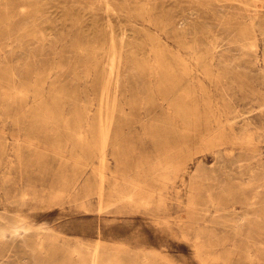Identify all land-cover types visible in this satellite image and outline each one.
<instances>
[{
  "label": "rangeland",
  "instance_id": "1",
  "mask_svg": "<svg viewBox=\"0 0 264 264\" xmlns=\"http://www.w3.org/2000/svg\"><path fill=\"white\" fill-rule=\"evenodd\" d=\"M262 163L264 0H0V264H264Z\"/></svg>",
  "mask_w": 264,
  "mask_h": 264
},
{
  "label": "bare ground",
  "instance_id": "2",
  "mask_svg": "<svg viewBox=\"0 0 264 264\" xmlns=\"http://www.w3.org/2000/svg\"><path fill=\"white\" fill-rule=\"evenodd\" d=\"M96 1H97V0H96ZM103 2H104V1H103ZM106 16H107V15H106ZM108 17H109V16H108ZM5 41H6V40H5ZM5 41H4V42H5ZM19 54H20V53H19ZM18 58H19V56H18ZM16 59H17V58H16ZM17 76H18V75H17ZM8 103H9V102H8ZM4 111H5V109H4ZM247 118H248V117H247ZM249 118H250V117H249ZM240 119H241V118H240ZM250 119H251V118H250ZM244 120H245V119H244ZM6 122H7V121H6ZM236 123H237V122H236ZM249 124H250V122H249ZM249 124H248V125H249ZM252 124H253V123H252ZM237 126H238V124H237ZM237 126H236V128H237ZM247 155H248V154H247ZM238 157H239V156H237V159H238ZM248 157H249V156H248ZM252 157H253V156H252ZM254 158H256V157H254ZM254 158H253V159H254ZM251 159H252V158H251ZM238 160H239V159H238ZM257 160H258V159H257ZM260 163H261V162H260ZM262 164H264V163H262ZM252 167H253V166H252ZM254 168H255V167H254ZM102 169H103V168H102ZM262 169H264V168H262ZM250 170H251V169H250ZM250 170H249V171H250ZM253 170H254V169H253ZM260 170H261V169H260ZM253 172H255V171H253ZM253 172H252V174H254ZM256 172H257V171H256ZM257 173H258V172H257ZM257 173H256V174H257ZM261 173H262V172H261ZM249 174H251V173H249ZM259 174H260V173H259ZM257 175H258V174H257ZM262 176H264V175H262ZM262 176H260V178H261ZM253 177H254V176H253ZM255 178H256V177H255ZM262 178H264V177H262ZM262 178H261V179H262ZM252 179H253V178H252ZM261 179H260V180H261ZM250 180H251V179H250ZM262 180H264V179H262ZM262 180H261V181H262ZM261 181H260V182H261ZM251 183H252V182H251ZM262 183H264V182H262ZM256 185H257V184H256ZM256 185H255V186H256ZM261 185H264V184H261ZM257 186H258V185H257ZM257 186H256V187H257ZM255 189H256V188H255ZM256 190H257V189H256ZM256 190H255V191H256ZM259 190H260V189H259ZM255 191H254V192H255ZM23 192H24V191H23ZM252 192H253V191H252ZM258 192H259V191H258ZM260 193H261V192H260ZM254 194H255V193H254ZM246 195H247V194H246ZM257 196H258V194H257ZM259 196H260V194H259ZM246 197H248V196H246ZM246 197H245V198H246ZM249 198L251 199V197H249ZM258 198H259V197H258ZM256 199H257V198H256ZM244 200H245V199H244ZM246 200H247V199H246ZM258 201H259V200H258ZM244 202H245V201H244ZM251 202H252V201H251ZM260 202H261V201H260ZM245 203H246V202H245ZM248 204H250V203H248ZM252 204H253V203H252ZM254 204H256V203H254ZM262 204H264V203H262ZM257 205H258V203H257ZM259 206H261V205H259ZM259 206H258V207H259ZM262 206H264V205H262ZM244 207H247V206H244ZM260 208L262 209V207H260ZM256 210H257V209H256ZM256 210H255V212H257ZM262 210H264V209H262ZM233 213H234V212H233ZM243 213H244V212H243ZM259 213L261 214V212H259ZM17 214H18V213H17ZM223 214H224V213H223ZM223 214H222V215H223ZM228 214H229V213H228ZM251 214H252V211H251ZM260 214H259V215H260ZM14 215H15V214H14ZM224 215H225V214H224ZM5 216H6V215H5ZM7 216H9V215H7ZM227 216H228V215H227ZM257 216H258V215H257ZM11 217H13V219H14V216H11ZM11 217H10V218H11ZM229 217H230V216H228V218H229ZM231 217H232V216H231ZM251 217H252V216H251ZM251 217H250V218H251ZM2 218H4V217H2ZM222 218H223V216H222ZM234 218H236V217H234ZM252 218H253V217H252ZM259 218H260V217H259ZM8 219H9V218H8ZM240 219H241V218H240ZM256 219H257V218H256ZM256 219H254V221H256ZM20 220H21V219H20ZM227 220H228V219H227ZM230 220H231V218H230ZM232 220H233V219H232ZM262 220H264V218H262ZM1 221H2V220H1ZM1 221H0V222H1ZM6 221H8V220L6 219ZM14 221H15V219H14ZM215 221H217V220H215ZM224 221H226V220H224ZM230 222H231V221H230ZM259 222H260V219L258 220V223H259ZM261 222H262V221H261ZM261 222H260V223H261ZM5 223H6V222H5ZM9 223H10V222H9ZM239 223H240V222H239ZM243 223H244V222H243ZM250 223H251V220H250ZM256 223H257V221H256ZM258 223H257V225H259ZM0 224H2V223H0ZM6 224H7V223H6ZM217 224H218V223H217ZM219 224H220V223H219ZM228 224H229V223H228ZM251 225H252V224H251ZM254 225H255V224H254ZM261 225H262V224H261ZM31 226H32V225H31ZM222 226H223V225H222ZM237 226H238V225H237ZM243 226H244V224H243ZM259 226H260V225H259ZM6 227H7V226H6ZM6 227H5V230H6ZM244 227H245V226H244ZM25 228H26V227H25ZM25 228H24V229H25ZM31 228H32V230H33V227H29V229H31ZM39 228H40V227H39ZM222 228H223V227H222ZM226 228H227V227H226ZM238 228H239V227H238ZM8 229H10L11 232H14L15 234H17L16 232L21 231V229H23V228H22L21 225H18V224H16V223H11V224H10V227L8 226ZM29 229H28V230H29ZM40 229H41V228H40ZM229 229H230V228H229ZM34 230H36V229H34ZM34 230H33V231H34ZM41 230H43V229H41ZM230 230H231V229H230ZM236 230H237V229H236ZM243 230H244V229H243ZM245 230H247V229H245ZM8 231H9V230H8ZM24 231H25V230H24ZM26 231H27V230H26ZM33 231H32L31 233H33ZM34 232H35V231H34ZM38 232H39V231H38ZM38 232H37V235H38ZM237 232H238V231H237ZM239 232H240V231H239ZM243 232H244V231H243ZM25 233H26V232H25ZM28 233H30V232H28ZM248 233H249V231H248ZM18 234H19V233H18ZM20 234H21V233H20ZM22 234H24V233H22ZM26 234H27V233H26ZM238 234H239V233H238ZM243 234H244V233H243ZM249 234H250V233H249ZM24 235H25V234H24ZM24 235H23V236H24ZM27 235H30V234H27ZM35 235H36V234H35ZM20 236H21V235H20ZM23 236H22V237H23ZM229 236H230V234H229ZM250 236H251V235H250ZM10 237H11V236H10ZM36 237H37V236H36ZM221 237H222V236H221ZM243 237H244V236H243ZM245 237H247V236H245ZM8 238H9V237H8ZM14 238H15V237H14ZM18 238H19V237H18ZM20 238H21V237H20ZM23 238H24V237H23ZM23 238H22V239H23ZM29 238H30V237H29ZM29 238H28V239H29ZM224 238H225V237H224ZM248 238H249V237H248ZM6 239H7V238H6ZM26 239H27V237H26ZM28 239H27L26 241H28ZM30 239H31V241L33 240L32 238H30ZM23 240H24V239H23ZM224 240H225V239H224ZM222 241H223V240H222ZM2 242H3V240H2ZM9 242H10V240H9ZM32 242H33V241H32ZM6 243H7V242H6ZM17 243H18V241H17ZM21 243H22V242H21ZM28 243H29V241H28ZM28 243L26 242V244H28ZM33 243H34V242H33ZM33 243H32V244H33ZM96 243H97V242H96ZM22 244H24V243H22ZM29 244H30V243H29ZM32 244H31V245H32ZM7 245H8V244H7ZM7 245H6V246H7ZM242 245H243V244H242ZM29 246H30V245H29ZM34 246H36V245H34ZM247 246H248V245H247ZM250 246H251V245H250ZM0 247H1V246H0ZM3 247H4V246H3ZM8 247H9V249H10L11 246H8ZM12 247H13V244H12ZM20 247H21V246H20ZM32 247H33V245H32ZM96 247H97V244H96V246H95L94 249L91 248V249H93V250H89V251L86 250V252H83V251L81 250L82 247H81V248H77V249H76V251H77L76 253H77V258H78V256H79V259H80L79 262L81 261V262H84V263H86V264H97L98 262H97V258H96V256H95V255L97 254V253H96ZM248 247H249V246H248ZM5 248H6V247H5ZM13 248H14V247H13ZM39 248H40V247H39ZM85 248H86V247H85ZM37 249H38V248H37ZM103 249H104V248H103ZM233 249H234V248H233ZM242 249H243V248H242ZM244 249H245V248H244ZM249 249H250V248H249ZM35 250H36V248H35ZM38 250H39V249H38ZM83 250H84V249H83ZM247 250H248V249H247ZM15 251H16V250H15ZM19 251H20V250H19ZM22 251H23V250H22ZM31 251H32V250H31ZM74 251H75V250H74ZM97 251H98V250H97ZM36 252H37V251H36ZM9 253H10V252H9ZM33 253H34V252H33ZM244 253H245V252H244ZM13 254H14V253H13ZM34 254H35V253H34ZM99 254H100V252H99ZM247 254H248V253H247ZM9 255H10V254H9ZM37 255L39 256V254H37ZM111 255H112V254H111ZM144 255H145V254H144ZM250 255H251V254H250ZM23 256H24V255H23ZM38 256H37V257H38ZM141 256H142V255H141ZM247 256H248V255H247ZM0 257H1V255H0ZM21 257H22V256H21ZM30 257H31V256H30ZM32 257H33V256H32ZM112 257H113V255H112ZM114 257H115V256H114ZM143 257H144V256H143ZM249 257H250V256H249ZM249 257H248V258H249ZM34 258H35V255H34ZM70 258H71V257H70ZM32 259H33V258H32ZM109 259H110V258H109ZM6 260H7V259H6ZM8 260H10V259H8ZM18 260H19V259H18ZM40 260H41V258H40ZM112 260H113V259H112ZM19 261H20V260H19ZM81 262H80V263H81ZM131 263H133V262H131ZM137 263H138V261H137ZM1 264H2V263H1ZM39 264H40V263H39ZM42 264H43V262H42Z\"/></svg>",
  "mask_w": 264,
  "mask_h": 264
}]
</instances>
